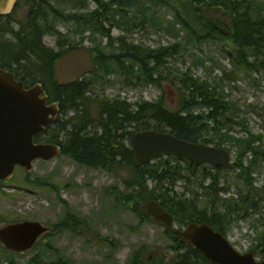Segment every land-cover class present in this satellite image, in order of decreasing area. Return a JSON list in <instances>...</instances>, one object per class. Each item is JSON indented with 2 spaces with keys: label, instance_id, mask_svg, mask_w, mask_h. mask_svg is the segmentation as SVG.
Returning <instances> with one entry per match:
<instances>
[{
  "label": "trees",
  "instance_id": "16d2710c",
  "mask_svg": "<svg viewBox=\"0 0 264 264\" xmlns=\"http://www.w3.org/2000/svg\"><path fill=\"white\" fill-rule=\"evenodd\" d=\"M94 2L98 4L97 9L86 14H69L71 16L65 18L63 12L56 9L55 3H72L75 10L87 9L88 5L84 1L80 3L75 0H18L12 13L0 16V59L4 62L0 66L16 72V78L27 86L35 83L25 77L19 78L13 66L25 70L29 77L34 75V72L39 73L42 77L36 83L44 86L50 102L59 103L60 116L68 114L70 110H77L79 113L80 106H85L91 83H85L84 76L69 85H58L53 74L55 61L68 51L83 47L79 44L70 45L59 53L47 48L44 37L58 34L49 22L50 17H53V20H73L82 26L84 31H92L94 35L109 40L108 48L114 53L104 55L99 51V47L91 49L96 69L90 74H101L105 78L118 73L124 78L125 85L133 86L135 83L161 86L162 82L168 79L167 70L162 71V68L169 58L177 54L182 55L183 51L188 50V46L209 42L221 43L228 48L231 69L221 70L220 76L216 78L210 76L205 79L196 76L191 67L179 71L177 76L175 74L172 84L180 95L177 110L167 108L163 98L157 103L141 104L136 109L127 101L116 99L100 105L96 120L90 118L87 109L68 121H62L59 116L39 137L47 136L54 127L60 133L71 124L72 131L67 135L68 140L60 141L65 155L80 165L109 172L121 166L131 167L132 175L124 181L127 193L119 202L122 205L132 203L133 211L139 216L142 224L154 223L142 214L141 205L156 200L172 214L175 222L181 226L179 229L191 222L208 223L216 231L227 235L235 220H248L251 216H258L257 221L264 227V187L257 191L251 178L257 160H264V151L261 147H258L261 148L260 151L255 147L258 138L251 135L247 128V137L237 139L229 134V128L232 126L240 125L245 128L246 125L234 114L240 110L238 104L229 100L222 88L224 83H236L240 76L249 78L261 75L264 79V0ZM22 5L29 6L28 30L23 28L14 32L10 18L16 8ZM163 8L173 12L170 19L173 22L164 18ZM173 25H178L180 29L175 34L177 43L170 47L159 46L152 49L143 44L137 46L132 44L126 35L117 38L115 43L112 39L114 30L132 34L136 29L148 30L159 26V29L165 30ZM9 34L13 35V39L8 37ZM48 80L51 82L47 84ZM92 124H96L94 128L99 127L100 131L89 132ZM147 130L169 132L180 139L218 148L228 143L236 146L239 153L237 162L241 169L235 183L239 187L237 198L220 197L221 193L229 192L230 185L221 188L217 174H210L207 168L199 171L204 165L190 163L181 157H162L136 168L132 159L130 138L136 132ZM248 154L252 159L249 166L244 167L241 164ZM28 174L26 183L31 184V175ZM179 181L186 183L185 189L187 193H191L192 200L186 198V193L179 194L175 191ZM208 181L209 184L206 183ZM150 183L152 188L149 187ZM202 197L205 199L199 200ZM202 203H205L204 207ZM70 219L58 226V229H74L68 223ZM165 234L174 241L173 251L170 253L174 259L168 264H212L200 251L185 245L167 229ZM261 243L260 246L264 247V240ZM0 249L10 252L1 243ZM143 250L144 248H141L135 252L126 264H153L155 261L156 264H164L158 259H147L142 254ZM0 264L16 263L7 259L0 260ZM27 264L43 263L32 259ZM45 264L73 263L57 257L56 261Z\"/></svg>",
  "mask_w": 264,
  "mask_h": 264
},
{
  "label": "rangeland",
  "instance_id": "374dc122",
  "mask_svg": "<svg viewBox=\"0 0 264 264\" xmlns=\"http://www.w3.org/2000/svg\"><path fill=\"white\" fill-rule=\"evenodd\" d=\"M75 1L80 3L84 1L88 8L75 10L72 3L67 5L55 3V6L57 10L63 12L65 18L73 13L86 14L98 7L94 0ZM14 12L10 18L12 30L14 32L23 28L28 30L29 6H19ZM163 15L173 22L170 20L173 12L163 8ZM49 22L53 24L58 34L46 35L43 41L46 47L55 53L75 44L90 50L99 47V51L104 55L114 53L108 48L109 40L94 35L92 31H84L83 27L73 20H53V17H50ZM179 29L178 25L170 26V29L165 30L159 29L158 26L148 30L136 29L132 34H123L120 30H114L112 39L115 43L117 38L126 35L129 41L137 46L143 44L152 49L159 46L170 47L177 43L175 34ZM8 37L13 39L11 34ZM188 47L182 55L177 54L166 61L162 71L167 70L168 79L163 81L161 86L135 83L133 86L125 85L124 78L118 73L105 78L101 74L86 75L83 79L85 83H91V86L86 94L85 106H80L79 113L87 109L90 118L96 120L100 105L116 99L125 100L136 109L141 104L157 103L163 98L167 108L177 110L180 95L172 84L175 74L177 76L179 71L191 67L196 76L205 79L210 76L216 78L220 76L221 70L231 69L227 55L228 48L225 45L209 42ZM1 64L4 62L0 59ZM13 69L18 72L19 78L25 77L31 83L38 82L42 77L37 72L29 77L25 74L26 71L19 67L13 66ZM48 82L51 81L48 80L47 84ZM222 88L224 94L229 96V100L238 104L240 110L234 114L246 125L245 128L240 125L232 126L229 128V134L237 139L247 137L248 129L251 135L258 138L255 147H261L264 151V79L261 75H253L249 78L240 76L236 83H224ZM79 113L77 110H70L68 114L61 115L60 119L68 121ZM95 126L96 124L89 132L100 131L99 127L95 129ZM210 126L212 127L211 123ZM71 131L72 125L69 124L60 133L54 127L52 134L60 135L59 139L65 142ZM47 137L49 135L41 138ZM225 147L232 151V161H238V148L229 143ZM261 148H258L259 151ZM251 159L252 156L248 154L243 162L244 167L249 166ZM204 168L207 167L204 165L198 170ZM239 172V168H234L232 171H223L217 175L220 177L221 188H227L229 185L231 187L229 192L221 193L220 197L237 198L239 187L235 183ZM211 173L217 174V171ZM30 175L31 184H27L28 172L23 168H17L10 181L0 183V227L23 221H37L47 227L48 231L31 250L24 253L12 254L0 249V260L11 259L16 264H27L32 259H37L45 264L62 257L73 264L115 262L126 264L135 252L144 248L142 254L147 259H158L164 264L172 263L174 256L170 253L173 251L174 241L165 234V229L156 224H142L139 216L133 211L132 203L122 205L119 202L127 193L124 181L132 175L131 167L121 166L109 172L80 165L69 156L61 154L50 161H36ZM251 178L257 191L264 187L262 158L257 160ZM206 183L209 184L210 181ZM149 187L152 188L153 185L150 183ZM185 187L186 183L179 181L175 191L179 194L186 193V198L192 200L191 193H187ZM199 194L201 195L202 192ZM201 205L204 207L205 203ZM257 218L258 216H251L248 220H235L227 231V237L238 251L254 252L260 259L261 250L264 248L260 246L261 241L264 240V227ZM67 219H70L68 223L74 229L65 231L58 229V226L66 223ZM176 227L181 226L176 223ZM156 263L157 261L153 262Z\"/></svg>",
  "mask_w": 264,
  "mask_h": 264
},
{
  "label": "water",
  "instance_id": "95a60500",
  "mask_svg": "<svg viewBox=\"0 0 264 264\" xmlns=\"http://www.w3.org/2000/svg\"><path fill=\"white\" fill-rule=\"evenodd\" d=\"M18 0H0V16L9 15ZM96 69L94 54L88 48L68 51L54 65L55 79L60 86L74 83ZM60 116L58 102H50L41 83L27 86L14 73L0 68V182L10 181L17 168L32 173L38 160L50 161L60 154L59 145L37 142ZM132 159L136 168L167 156L181 157L190 163L212 164L232 169L229 150L180 139L169 132L154 130L134 133L130 138ZM142 214L154 224L170 231L187 246L196 248L212 264H264L254 252L241 253L228 237L208 223L191 222L179 229L175 218L159 201L141 205ZM37 221H23L0 227V243L7 250L24 253L31 250L47 232Z\"/></svg>",
  "mask_w": 264,
  "mask_h": 264
},
{
  "label": "flooded vegetation",
  "instance_id": "af4514ba",
  "mask_svg": "<svg viewBox=\"0 0 264 264\" xmlns=\"http://www.w3.org/2000/svg\"><path fill=\"white\" fill-rule=\"evenodd\" d=\"M56 62V61H55ZM0 68H2L1 66H0ZM3 69V68H2ZM4 70H6V69H4ZM7 71H9V70H7ZM10 72H12V71H10ZM12 73H14V72H12ZM53 74H54V71H53ZM16 76V75H15ZM86 76V75H85ZM54 78H55V74H54ZM83 78V77H82ZM19 80V79H18ZM81 80V79H80ZM52 131L53 130H51L49 133H48V135H49V137H47V138H45V139H42L41 137H43V136H41V137H39V135H38V137L36 138V141L37 142H43V143H51V144H56V145H59L60 147H61V149H62V155H65L64 154V152H63V145H62V143L61 142H63V141H61L59 138H60V135H56L55 133L54 134H52ZM46 132V131H45ZM44 132V133H45ZM43 134V133H42ZM58 140V141H57ZM61 141V142H60ZM212 146V145H211ZM214 147H216V146H214ZM221 148H225V149H227V150H229L228 148H226L225 146L224 147H221ZM230 151V150H229ZM230 153H231V157H232V151H230ZM61 155V154H60ZM67 156V155H66ZM231 161H232V159H231ZM232 164H233V168L232 169H225V168H222V167H218V166H215V165H212V164H200V165H205L206 167H207V169H208V171H209V173L210 174H212L211 173V171H214V170H216L217 171V175H219L221 172H225V171H232V170H234V168H239L240 169V166H239V164H238V162L236 161V162H233L232 161ZM242 166H244L243 164H241ZM211 171H210V170ZM240 171H241V169H240ZM62 225V224H61ZM61 225H59V226H61ZM55 229V228H54ZM48 231V230H47ZM227 236V235H226ZM10 252H12V251H10ZM14 253H17V252H14Z\"/></svg>",
  "mask_w": 264,
  "mask_h": 264
}]
</instances>
